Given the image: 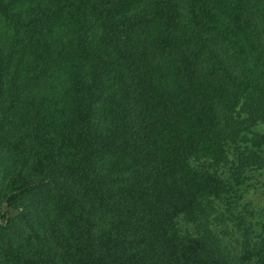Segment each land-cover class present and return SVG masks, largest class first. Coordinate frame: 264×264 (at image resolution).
I'll use <instances>...</instances> for the list:
<instances>
[{"label":"trees","instance_id":"16d2710c","mask_svg":"<svg viewBox=\"0 0 264 264\" xmlns=\"http://www.w3.org/2000/svg\"><path fill=\"white\" fill-rule=\"evenodd\" d=\"M264 0H0V264H264Z\"/></svg>","mask_w":264,"mask_h":264},{"label":"rangeland","instance_id":"374dc122","mask_svg":"<svg viewBox=\"0 0 264 264\" xmlns=\"http://www.w3.org/2000/svg\"><path fill=\"white\" fill-rule=\"evenodd\" d=\"M255 177L249 183V194L247 199H253V211H255V220L262 222L264 220V170L254 172Z\"/></svg>","mask_w":264,"mask_h":264}]
</instances>
